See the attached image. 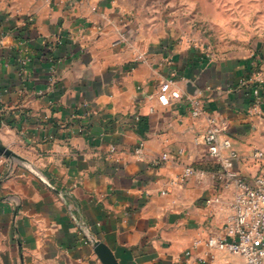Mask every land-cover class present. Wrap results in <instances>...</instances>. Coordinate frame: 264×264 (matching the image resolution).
I'll list each match as a JSON object with an SVG mask.
<instances>
[{"label": "crops", "instance_id": "0c3cea01", "mask_svg": "<svg viewBox=\"0 0 264 264\" xmlns=\"http://www.w3.org/2000/svg\"><path fill=\"white\" fill-rule=\"evenodd\" d=\"M181 3L0 0V144L19 156H0V264H102L94 241L119 264H243L204 245L234 188L196 139L213 121L241 177L264 169V29L199 40Z\"/></svg>", "mask_w": 264, "mask_h": 264}, {"label": "built area", "instance_id": "2783aa9c", "mask_svg": "<svg viewBox=\"0 0 264 264\" xmlns=\"http://www.w3.org/2000/svg\"><path fill=\"white\" fill-rule=\"evenodd\" d=\"M27 60H22L25 65ZM176 93L167 92V87H162L159 95V102L166 106L171 99L178 98ZM203 109L199 101L191 103V115L194 118L202 115ZM221 130L216 127L213 121L205 131L197 137V142L205 145L209 156L214 160L217 170L211 177L216 181H221L225 185L234 188V195L227 203V211L223 218V226L219 234L209 236L204 245L209 253H220L237 256L243 264H264V172L257 174L253 181L247 182L235 170V162L239 156L232 149L229 139L219 140ZM143 144L135 149V154L142 155ZM253 161H263L264 153L254 151L250 156ZM166 154L161 155L159 162L168 161ZM191 166H185L180 177V182L185 183L190 178L203 175ZM214 201L207 199L205 204L212 205ZM92 241V240H90ZM200 245V241H195L193 247ZM190 256V252L185 253ZM199 264H204L199 260Z\"/></svg>", "mask_w": 264, "mask_h": 264}, {"label": "rangeland", "instance_id": "374dc122", "mask_svg": "<svg viewBox=\"0 0 264 264\" xmlns=\"http://www.w3.org/2000/svg\"><path fill=\"white\" fill-rule=\"evenodd\" d=\"M181 5L187 15L183 17H190L203 32L199 40L208 39L217 45L244 40L250 43L255 38L250 31L264 29V0H182ZM206 31L211 35L205 36ZM261 172L263 167L257 174Z\"/></svg>", "mask_w": 264, "mask_h": 264}, {"label": "water", "instance_id": "95a60500", "mask_svg": "<svg viewBox=\"0 0 264 264\" xmlns=\"http://www.w3.org/2000/svg\"><path fill=\"white\" fill-rule=\"evenodd\" d=\"M0 156L10 159H19L14 152L0 144ZM94 252L102 264H119L112 251L103 243L93 242Z\"/></svg>", "mask_w": 264, "mask_h": 264}]
</instances>
